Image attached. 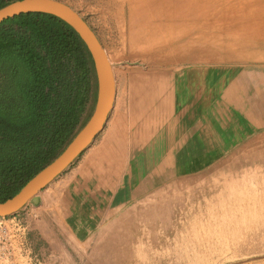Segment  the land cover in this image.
I'll return each mask as SVG.
<instances>
[{
  "label": "rangeland",
  "instance_id": "obj_1",
  "mask_svg": "<svg viewBox=\"0 0 264 264\" xmlns=\"http://www.w3.org/2000/svg\"><path fill=\"white\" fill-rule=\"evenodd\" d=\"M63 1L96 32L120 80L152 66L136 47L264 48V0ZM255 146L177 194L130 204L86 233L51 220L70 197L72 188L61 183L70 166L39 193V203L6 219L0 264H264V136Z\"/></svg>",
  "mask_w": 264,
  "mask_h": 264
},
{
  "label": "crops",
  "instance_id": "obj_2",
  "mask_svg": "<svg viewBox=\"0 0 264 264\" xmlns=\"http://www.w3.org/2000/svg\"><path fill=\"white\" fill-rule=\"evenodd\" d=\"M136 51L152 66L121 80L115 74L102 130L61 182L72 188L70 197L56 204L61 213L51 220L71 234L89 232L130 204L177 194L254 153L264 136V48Z\"/></svg>",
  "mask_w": 264,
  "mask_h": 264
},
{
  "label": "trees",
  "instance_id": "obj_3",
  "mask_svg": "<svg viewBox=\"0 0 264 264\" xmlns=\"http://www.w3.org/2000/svg\"><path fill=\"white\" fill-rule=\"evenodd\" d=\"M95 96L92 58L72 27L42 13L0 22V200L62 151Z\"/></svg>",
  "mask_w": 264,
  "mask_h": 264
},
{
  "label": "water",
  "instance_id": "obj_4",
  "mask_svg": "<svg viewBox=\"0 0 264 264\" xmlns=\"http://www.w3.org/2000/svg\"><path fill=\"white\" fill-rule=\"evenodd\" d=\"M22 13L50 15L73 28L91 55L96 96L87 119L62 151L28 178L17 192L0 200V216L15 213L28 202H40L39 193L63 174L102 130L116 96V76L108 52L90 24L69 3L63 0H13L0 7V22Z\"/></svg>",
  "mask_w": 264,
  "mask_h": 264
},
{
  "label": "built area",
  "instance_id": "obj_5",
  "mask_svg": "<svg viewBox=\"0 0 264 264\" xmlns=\"http://www.w3.org/2000/svg\"><path fill=\"white\" fill-rule=\"evenodd\" d=\"M10 216L13 215H5V216H0V228H4L6 226V219H8Z\"/></svg>",
  "mask_w": 264,
  "mask_h": 264
}]
</instances>
